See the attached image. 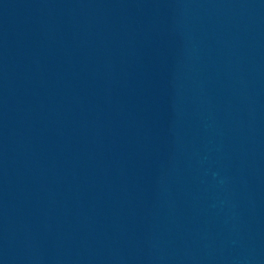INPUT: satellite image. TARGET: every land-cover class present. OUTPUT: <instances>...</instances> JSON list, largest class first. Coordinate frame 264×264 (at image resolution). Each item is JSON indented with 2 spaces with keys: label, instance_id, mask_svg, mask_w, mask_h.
<instances>
[{
  "label": "water",
  "instance_id": "1",
  "mask_svg": "<svg viewBox=\"0 0 264 264\" xmlns=\"http://www.w3.org/2000/svg\"><path fill=\"white\" fill-rule=\"evenodd\" d=\"M0 264H264V0H0Z\"/></svg>",
  "mask_w": 264,
  "mask_h": 264
}]
</instances>
